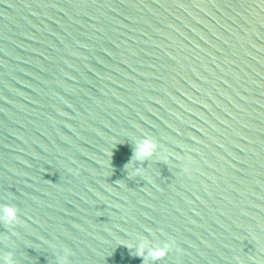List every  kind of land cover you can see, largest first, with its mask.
I'll use <instances>...</instances> for the list:
<instances>
[{"label":"water","instance_id":"1","mask_svg":"<svg viewBox=\"0 0 264 264\" xmlns=\"http://www.w3.org/2000/svg\"><path fill=\"white\" fill-rule=\"evenodd\" d=\"M0 264H264V0H0Z\"/></svg>","mask_w":264,"mask_h":264},{"label":"clouds","instance_id":"2","mask_svg":"<svg viewBox=\"0 0 264 264\" xmlns=\"http://www.w3.org/2000/svg\"><path fill=\"white\" fill-rule=\"evenodd\" d=\"M6 212H7V215H8L9 217H11V216L13 215V211H12L11 209L6 210ZM164 255H166V253H165L163 250L156 251V252H153V253H152V257H153V259H160V258H162Z\"/></svg>","mask_w":264,"mask_h":264}]
</instances>
